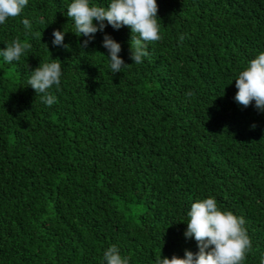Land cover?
Wrapping results in <instances>:
<instances>
[{
    "label": "trees",
    "instance_id": "16d2710c",
    "mask_svg": "<svg viewBox=\"0 0 264 264\" xmlns=\"http://www.w3.org/2000/svg\"><path fill=\"white\" fill-rule=\"evenodd\" d=\"M71 2L29 0L0 25V49L31 45L19 61L0 57V264H106L111 245L129 264L183 258L198 251L184 236L187 212L208 197L245 219L242 264H260L264 112L234 97L239 72L264 52V0H157L161 39L139 65L127 26L79 48ZM54 30L70 48L52 45ZM105 33L130 64L114 75ZM57 58L48 106L28 80Z\"/></svg>",
    "mask_w": 264,
    "mask_h": 264
},
{
    "label": "clouds",
    "instance_id": "9594fccd",
    "mask_svg": "<svg viewBox=\"0 0 264 264\" xmlns=\"http://www.w3.org/2000/svg\"><path fill=\"white\" fill-rule=\"evenodd\" d=\"M28 2L29 0H0V25L10 17L20 16ZM158 7L157 0H110L107 6L91 4L90 0H72L67 8V17L74 22V34L77 37H86L78 45L84 50L94 40L95 34L104 32L109 25L114 30L125 26L130 28L129 58L139 65L143 58L149 55L147 43L161 39ZM22 23L26 32H31V21L23 19ZM65 34V31L54 30L52 45L70 48L64 43ZM36 35L42 37L40 33ZM180 39L183 40L184 37L181 36ZM45 46L48 48L46 43ZM30 47L29 43L21 42L17 38L0 49V57H3L6 63L19 61ZM103 47L108 50L107 57L113 75L130 65L120 57L121 44L110 34H104ZM61 64L59 58L53 59L52 62L40 63L32 70L28 80V85L36 94H43L41 99L48 106L56 101V97L48 90L54 85L59 86ZM235 87L237 92L234 100L238 105L247 108L254 102L255 109L264 112V52H260L239 72ZM193 94L186 93L187 96ZM251 127L255 129L256 125ZM187 216L189 219L184 236L196 241L198 251L194 253L185 249L183 258L176 254L171 258L162 257L161 252L155 257L154 264H242L252 248L243 217H238L231 211L221 210L213 197L192 203ZM103 257L106 264H129L130 259L122 256L116 245L108 247ZM260 264H264V256L261 257Z\"/></svg>",
    "mask_w": 264,
    "mask_h": 264
}]
</instances>
